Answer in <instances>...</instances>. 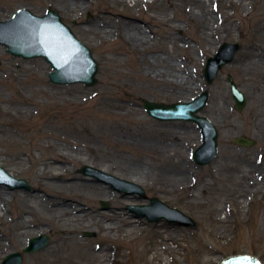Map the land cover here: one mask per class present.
Returning <instances> with one entry per match:
<instances>
[{
	"label": "rangeland",
	"instance_id": "obj_1",
	"mask_svg": "<svg viewBox=\"0 0 264 264\" xmlns=\"http://www.w3.org/2000/svg\"><path fill=\"white\" fill-rule=\"evenodd\" d=\"M250 1L252 13L247 16L229 6L232 0L217 1L215 12L224 22L229 19L228 31L221 22V36L213 37V49L203 52L200 46L207 29L186 19L190 6L182 0H156L132 8L118 0L110 6L104 0H0V21L11 19L22 8L38 16L54 10L91 50L98 65L94 86L58 85L49 80L52 69L44 58L15 57L0 44V167L31 186L27 191L0 185L5 213L0 219L4 252L0 263L17 252L22 254V264L44 258L56 264L69 241L82 247L89 264L106 263L100 254L104 248L116 264H141L143 245L148 250L147 264H220L225 256L241 252L264 264V79L259 75L264 67L249 65L245 56L254 33L260 32L264 45V6L263 0ZM213 4L206 7L210 13ZM103 9L111 14L100 22L111 24L118 33L132 23L119 14L139 19L135 24L147 35L148 46L162 55L158 69L166 68L171 74L196 69L189 92L171 94L166 87L142 81L139 76L148 71V65L139 61L140 51L88 31L100 24ZM163 15L167 16L165 24ZM171 41L174 46L182 41L191 46L177 51ZM225 43L237 44L239 49L208 85L203 76L206 60ZM113 54L130 57V61L116 64L110 60ZM228 76L246 98L241 111L234 109ZM203 91H208L209 98L202 113L218 129V152L213 162L198 167L189 159V153L202 143L196 125L157 121L141 103L143 99L186 102ZM240 136L254 140L255 145H234L232 139ZM85 165L103 168L130 183V175L143 172L145 180L136 185L146 198L127 195L136 199L130 204L110 185L81 174ZM151 198L184 213L196 226L164 219L149 222L127 209L148 205ZM102 200L109 204L108 210L102 208ZM129 219L142 223V230L131 237L125 236ZM109 224L115 227L113 232L106 230ZM13 226H19L18 236ZM41 234L48 236L47 246L23 253L28 241ZM133 236L139 238L132 241ZM166 243L177 253L164 252Z\"/></svg>",
	"mask_w": 264,
	"mask_h": 264
},
{
	"label": "water",
	"instance_id": "obj_2",
	"mask_svg": "<svg viewBox=\"0 0 264 264\" xmlns=\"http://www.w3.org/2000/svg\"><path fill=\"white\" fill-rule=\"evenodd\" d=\"M51 25L58 28L60 32L54 30ZM62 35L66 38L63 39ZM0 44L6 46L8 52L16 57L23 59L44 57L53 69L48 77L54 84L83 83L90 87L96 83L95 75L98 67L91 50L75 37L54 11H47L43 17L33 15L26 9L19 10L12 19L0 22ZM238 49L237 44L225 43L213 57L207 60L204 67V78L208 85L216 78L219 70L233 60ZM226 80L235 101V109L241 111L246 104V98L230 76ZM208 96V92L204 91L190 102L173 104L142 101V107L154 119L159 121L181 120L197 125L202 134V144L194 150L192 159L199 167L210 164L217 153L218 130L207 117L200 114L208 101ZM232 143L242 147L255 145V141L242 136L234 138ZM80 172L110 184L118 192L137 193L141 198H146L142 188L136 184L121 180L91 166H83ZM1 183L9 185L12 189L31 190L26 181L10 176L0 167ZM101 205L104 210L109 208L105 201H101ZM127 209L137 216L146 217L149 221L158 222L166 219L168 222L178 221L186 227L195 226V222L190 217L177 209L170 208L157 198H151L149 205L128 206ZM48 241L46 235L31 238L23 252L39 251L48 244ZM22 259L20 253H12L3 259L1 264H21ZM258 261L257 258H253V255L249 256L241 252L235 256H225L220 264H259Z\"/></svg>",
	"mask_w": 264,
	"mask_h": 264
},
{
	"label": "bare ground",
	"instance_id": "obj_3",
	"mask_svg": "<svg viewBox=\"0 0 264 264\" xmlns=\"http://www.w3.org/2000/svg\"><path fill=\"white\" fill-rule=\"evenodd\" d=\"M104 1L108 6H110L113 3V0H104ZM154 1H156V0H118V3L122 4V5H127L128 7L132 8V7H134L140 3L141 4L146 3V4L150 5ZM217 1H220V0H182V3H185L186 5L190 6L189 11L186 13V19L191 20L198 25L204 24V26L207 29L206 32L203 33L204 38L202 39V44L200 46L202 48V49H200V51H203V52H206L207 50H212L213 49V47H212L213 39L216 38L217 36H221L218 25L221 22H223V23H225V26H226V23L229 21V19H227L228 18L227 17L226 18L227 21L224 22V20H221L220 14H216L215 11L218 10V7L215 4H217ZM211 2H214L213 7H212V13H210L209 11L206 10V7L208 6V4L210 5ZM262 2H263L262 6H264V0ZM250 4H251L250 0L249 1L248 0H232L231 4L229 6H231V5L235 6L237 8V10H242L244 12V16H247V15L252 13V11L250 10ZM22 9H26V8H22ZM19 10H21V9H19ZM26 10H28V9H26ZM47 11H54V10L49 9ZM46 13L47 12L45 11L44 15H46ZM54 13L56 15H58V17L61 19L62 23H64L67 26V28L70 31H72V29L69 27V25L63 21L60 14H58L55 11H54ZM109 14H111V13L108 11V9H103V10L99 11V20L97 22H99L100 24L97 23V25L95 26V30H90V29H87V30L93 31L94 34H96V35L99 34L101 36V38L104 40L119 39L121 42V46H123L124 48L125 47L130 48L131 50H133L135 52L137 51V53L140 51L141 56L139 57V61L142 62L143 64L148 65V71L141 73V75L139 76V78L142 81H149V82L156 83L157 85H160L162 87H166L170 90L171 94L183 95V94H186L187 92H189V89L192 88L191 83L194 79L196 69H193L192 71L184 69V72L175 71V72H177L175 74H171L169 71H167L166 68L158 69L156 67V65L161 61L162 55L159 54V50H156V49L148 46L147 35L143 31H141V29H139V27H137V25L135 24V22H138L139 19L137 17H131L129 15L119 14V17H122L125 20H131L132 23L129 25V27L124 28L122 33H118L116 31V29H114L111 26V24L105 23V22H100L102 19L106 18V15H109ZM260 14H263V11ZM44 15H42V16L44 17ZM229 15L233 16V13H231ZM262 16H264V14ZM160 17L163 18L162 22H163V24H165V21H167V16L163 15ZM206 21H210V24H207ZM73 24H76V21ZM51 26L54 28V30L60 32L58 30V28H56L53 25H51ZM164 26H166V25H164ZM171 26L178 27L176 23H171ZM227 26L225 29L226 33L228 31ZM59 36H60V34H59ZM62 38L65 39L66 37L62 35ZM175 40H178V39L175 38ZM253 40L254 41L249 45L250 50L245 55L246 59H247V63L249 65L252 64V65L264 67V45L261 43L262 36H261L260 32L254 33V39ZM178 41H180V40H178ZM170 44H171V48H173L174 50H177V51H186L191 46L187 41H182L176 46H174L175 45L174 41H171ZM141 47H144V48L140 49ZM92 57H93V55H92ZM133 59L135 61H137V59L135 57H133ZM110 60L115 62L116 64L124 65L126 62L130 61V57L128 58V57H125V55L121 56L119 54H116V55L113 54V56L110 58ZM163 62L164 63L166 62L167 64H170L173 66V64L171 62L170 63L167 61H163ZM259 75H260V77H262L264 79V68L260 70ZM203 76H204V74H203ZM143 100H145V99H143ZM189 100H190V98H186L184 101L188 102ZM250 140H252V139H250ZM234 145H236V144H234ZM240 147H242V146H240ZM190 155H191V153H189V159H191ZM100 170L103 171L105 169L101 168ZM256 174L259 175V173H256ZM260 175H262V174H260ZM131 176L132 175H130L129 178L131 179V182H133L135 184L142 183L146 178L145 174L143 172H137V173H135L134 176H132V177ZM98 182L102 183V181H98ZM105 184H107V183H105ZM2 188L7 190L6 187H2ZM120 193H123V192H120ZM134 194H136V193H134ZM127 195H131V194H124L123 193V195H121V197L126 199L128 202H130V204H132V203L134 204L136 202L135 197H127ZM144 195H145V193H144ZM104 198L107 200L111 199L110 196H106ZM102 201H104V200H102ZM1 202L2 201L0 200V219H4L5 213H4L3 205L1 204ZM149 204H150V202H149ZM138 206H141V205H138ZM172 209H175V208H172ZM185 216H187V215H185ZM40 219H42V218H40ZM146 220L149 221L148 219H146ZM149 222H154V221H149ZM28 223L29 222H25L24 224H28ZM141 225H142V223H139L138 220L136 221V220L129 219L127 221L128 231L125 232V236L137 234L140 230H142V229H140ZM195 226H196V224H195ZM195 226H190V227H195ZM18 227L13 226V230L16 232L15 236H18V234L20 233L18 231ZM105 227H106V230L111 231V232H113L115 229V227L113 225H110V224L106 225ZM68 234L69 233H67L66 235H68ZM173 234L175 235V231H173ZM172 236L173 235H171L170 237L172 238ZM136 238H139V237L133 236V238H131L130 240L134 241V240H136ZM26 242L27 241L25 239L24 243L26 244ZM13 243L18 244L19 240L13 239ZM2 244H3V242H2L1 236H0V257L4 253L1 250ZM81 248L82 247H80L78 244H75V242H69L68 241V243L65 246V249L62 253V256L60 257V260L56 264H89L86 261V254L87 253H82ZM141 248H142V250L139 253V260H141V264H147L146 262H147L148 250H147L145 245L141 246ZM166 249L167 250L170 249L173 253H177V251L174 248H172L169 245V243H166L163 246L164 252ZM100 254H102V256L101 255L100 256L104 259V261H106L105 264H116L117 263L116 259L113 257V254L109 255L108 248L101 249ZM233 256H235V255H233ZM166 259L167 258L165 257L164 261H166ZM34 262L35 263H32V264H53L54 263L50 259H47V258H44L41 260L38 259Z\"/></svg>",
	"mask_w": 264,
	"mask_h": 264
}]
</instances>
